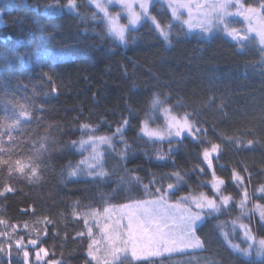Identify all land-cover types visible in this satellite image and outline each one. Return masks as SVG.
Returning <instances> with one entry per match:
<instances>
[{"label": "trees", "instance_id": "16d2710c", "mask_svg": "<svg viewBox=\"0 0 264 264\" xmlns=\"http://www.w3.org/2000/svg\"><path fill=\"white\" fill-rule=\"evenodd\" d=\"M3 2L5 0H0V3ZM7 2L16 6L0 15V64L7 60L8 66L7 71H0V97L4 92H10L15 93L16 99L23 101L25 95L32 97V88L35 86L36 91L41 93L35 97V103L45 107L42 121L26 122L24 133H13V136L29 135L38 139L48 135L46 128L52 125L51 135L59 143L45 157L49 167L44 172V183L32 186L20 179L17 183L24 193L10 195L7 201H0V208L4 209V216L13 222L30 219L21 217L19 213V208L29 204H35L38 212L41 206L51 211L61 236L65 231L69 233L67 241H48L49 246L56 244L58 257L63 253L65 264H83L85 259L86 241H74L71 238L74 231L82 230L83 226L65 219L74 201H80V211L85 212L88 211L87 205L100 207L103 202L119 205L129 203L130 197L150 198L146 194L142 196L134 184L127 183L125 165L107 146L102 145L99 150L104 153L102 163L109 173L108 177L93 180L85 170L78 179L69 182L66 171L62 175V168L69 161L75 164L92 154L91 150L76 151L68 144L69 140L81 137L82 133L78 130L80 123L98 126L97 136L113 135L121 118H128L131 127L124 135L132 145L135 156L129 159L126 167L131 169L139 165L142 171L138 175L144 176L148 170L166 173L172 170V164L155 159V150L162 149L167 153L169 145L166 142H150L139 136L141 120L147 114L152 117L150 126L162 128L163 108H171L173 115H182L185 111L195 109L202 119L208 121L209 126L215 124L217 131L224 136L255 142L251 149L237 152L219 141L209 127L210 139L222 143V158L218 162L214 161L217 174L227 180L231 167L243 163L253 173L252 183L248 186L250 193L254 185L264 182V175L260 174V170L264 169V67L260 64L263 53L254 42L241 51L235 42L223 34L216 33L210 39H204L198 34H188L179 23H173L170 42H166L150 22H142L137 28L126 32L127 42L121 43L106 32L101 14L97 13L96 20L91 19L96 9L90 7L87 0H78L79 11L88 17L85 20L67 10L61 15L45 13L44 5L57 2L63 5L65 0ZM151 12L163 22H171L169 11L159 3L152 5ZM53 48H63L67 53L65 58L56 61L59 94L43 95L49 90L40 80V69L27 67L29 58L25 53H42ZM47 62L51 63L50 60ZM44 71H48V68H44ZM21 82L28 85L27 89L17 87ZM153 94H159L165 100L155 110L149 107ZM213 97L215 104L211 105L209 100ZM221 104L224 106V115L218 111ZM6 107L10 109L11 106L0 99V118L11 115L10 111L5 112ZM113 143L119 151L122 147L119 137H115ZM5 147H8L7 143ZM172 147L179 148V153L173 158L185 170L191 173L200 164L196 155L200 148L191 138L185 139L182 146L173 143ZM13 150L19 152L21 149L13 146ZM144 152H147V156ZM220 164H224L225 168L221 169ZM205 173L192 175L188 185L181 188L177 195L199 192L211 195L207 185L211 176L207 168ZM122 177L124 183L121 182ZM202 183L204 186H200ZM228 191L235 195L237 189L229 183ZM257 200L264 203V198L257 194L248 205L250 209ZM240 214L239 207L232 206L218 214V219L217 216L210 217L197 233L206 240L205 249L167 253L156 260L159 264H246L225 244L214 227L219 221H231ZM241 221L251 226L256 237L264 236V227L258 215L251 212ZM229 227L230 224L225 227V231L231 233V240L242 246L239 231H231ZM103 252L101 249L98 255ZM0 264H7V261L0 259ZM13 264H22V259L14 256ZM124 264L134 262L126 260Z\"/></svg>", "mask_w": 264, "mask_h": 264}, {"label": "snow or ice", "instance_id": "6c2138e0", "mask_svg": "<svg viewBox=\"0 0 264 264\" xmlns=\"http://www.w3.org/2000/svg\"><path fill=\"white\" fill-rule=\"evenodd\" d=\"M154 2L159 0H136L139 11L134 9L133 3L128 0H87L90 7L96 9V13L91 16L96 20L97 13L103 17L106 32L118 39L121 43H126V32L128 26L133 28L143 22L151 23L152 28L166 42H170L173 23H179L188 34H198L204 39H210L214 34L220 33L230 38L240 48L241 51L255 40L264 53V0H203V2H193V0H165L170 12L171 22H163L153 15L151 8ZM119 4L127 12V25L120 23L119 14L113 15L106 5ZM16 5L5 2L0 3V15L10 7ZM78 0H65L61 5H44L45 13L48 15H61L65 10L79 17L81 20L88 19L86 14L80 11ZM199 20L193 19V10ZM38 10V9H36ZM55 10V11H53ZM187 11V18L183 17ZM232 17H242L246 26L237 28L231 23ZM253 34L255 36L253 37ZM25 55L29 58L27 67L39 68L40 80L48 88V92L43 95H58L59 87L55 73L56 61L66 57L67 53L63 48H53L45 52H28ZM51 61L48 63L47 61ZM260 64L264 67V55ZM48 68V71H44ZM7 60L0 64V71H7ZM31 83V81H30ZM18 88L27 89L28 85L22 82ZM41 95L32 88V97L25 95L24 100H18L15 93L4 92L0 99L5 101L9 108L5 115L0 118V201H7L10 195L24 193L22 187L18 186V181L23 179L27 184L36 186L44 183V172L49 165L45 157L59 143L51 135L52 125H48L46 131L48 135L33 139L29 135L14 137L13 133H24L26 122L33 120H43L45 107L35 103V97ZM11 96V99H9ZM165 103L159 94H153L149 107L155 110ZM209 104H215V98L209 100ZM165 126L163 129L152 128L150 121L152 117L147 115L140 122L138 134L145 137L150 142L167 143L169 145L167 153L162 149L155 150V159L159 162L172 164V170L168 172L145 171L144 176L138 175L142 171L141 166L127 168V162L135 156L132 145L125 138V132L131 127L128 118L122 117L113 135L97 136L98 126L90 123H80L78 130L82 133L77 140H69L68 144L72 149L83 152L88 148L92 154L83 157L73 164L69 161L62 168V175L66 171L68 181L72 182L79 178L82 171H87V175L93 180L103 179L109 176L104 169L102 160L104 153L99 148L107 146L110 152H115L116 158L125 165L124 171L127 173V183L134 184L140 190V194L147 195V199L129 198V203L112 205L103 202L100 207L87 205L88 211L81 212V202L74 201L69 206L67 220L82 224V230L74 231L71 238L74 241H86L85 259L83 264H124L130 260L134 264H159L156 260L163 257L165 253H180L189 249L203 250L206 240L198 235L208 219L226 211L232 206H237L241 210V216H237L231 221H219L214 225L225 244L246 261V264H264V236L257 238L249 224L240 222L241 217L248 211L258 215L261 226L264 227V203L259 200L248 205L257 194L264 198V182L253 186L252 193L248 186L252 183L253 173L247 165L237 163L230 169V178L225 179L216 172V164L222 158V143L231 146L239 152L251 149L254 141L249 139L244 141L235 136H224L217 131L216 125H208V121L201 118V114L193 111H185L182 115H173L171 108H163ZM218 111L224 115V106L221 104ZM37 113L40 115L38 116ZM107 123V121H103ZM59 128L58 125H56ZM111 127V125H109ZM209 127L212 134L221 142H213L210 139ZM84 134L87 139H84ZM5 137L7 140H5ZM119 137L122 147L119 151L114 146V138ZM191 141L200 148L196 154L200 164L195 166L191 173L178 165L173 158L179 153L178 147H172L173 143L183 145L185 139ZM8 147H5V144ZM26 145H33L26 148ZM13 146L21 150L16 152ZM147 156V152L143 153ZM152 159V157H148ZM221 169L225 168L220 164ZM205 168L208 169L211 179L207 181L211 195L205 192L198 194H187L178 196L181 188L188 185V180L192 175L199 173L206 175ZM264 175V169L260 170ZM124 183V178H121ZM231 183L237 192L233 195L228 191ZM200 186H204L203 183ZM115 191V190H114ZM39 198V197H38ZM52 207H55L53 202ZM113 212L118 213L115 218ZM4 209L0 208V259L6 260L7 264H13V258L20 257L22 264H65L63 253L57 256L56 244L48 245L49 240L62 239L67 241L69 233L61 232L58 228L56 218L51 211H46L41 206L37 211L35 204H29L19 208L21 217L30 219H17L14 222L4 216ZM31 221V222H30ZM231 225L232 231L239 229L244 235L247 243L246 247L233 243L229 231L225 227ZM66 227V226H65ZM94 229L96 232H94ZM100 234V239H96V233ZM106 241L104 252L98 255L99 245Z\"/></svg>", "mask_w": 264, "mask_h": 264}, {"label": "rangeland", "instance_id": "374dc122", "mask_svg": "<svg viewBox=\"0 0 264 264\" xmlns=\"http://www.w3.org/2000/svg\"><path fill=\"white\" fill-rule=\"evenodd\" d=\"M128 2L129 3H133V5H134V9L136 10V11H139V7H138V5L136 4V0H128ZM154 3H159L161 6H163L164 8H165V10H167V11H169L168 10V8H167V5H166V3H165V0H159V2H154ZM153 3V4H154ZM107 7H108V10H109V12L111 13V14H113V15H116V14H119V16H120V23L122 24V25H127L128 24V21H127V12H126V10L125 9H123L122 8V6L121 5H119V4H110V5H106ZM170 13V12H169ZM183 17L184 18H187V11H184V13H183ZM193 19L194 20H199L200 19V17L199 16H197L196 15V10L194 9L193 10ZM142 22H143V20H142ZM141 22V23H142ZM140 23V24H141ZM231 23L233 24V26H235V27H237V28H243V27H245L246 26V23L244 22V20H243V18L242 17H232L231 18ZM140 24H138V25H136L134 28L132 27V26H128V31L129 30H133V29H135V28H137ZM237 24V25H236ZM239 24V25H238ZM127 31V32H128ZM127 34V33H126ZM125 34V35H126ZM200 36V35H199ZM255 36V34H253V37ZM228 38V37H227ZM116 39V38H115ZM230 41H232L230 38H228ZM118 40V39H117ZM119 41V40H118ZM232 42H234V41H232ZM253 42L255 43V40H253ZM256 44V43H255ZM257 45V44H256ZM258 46V45H257ZM259 47V46H258ZM260 48V47H259ZM263 55H264V53H263ZM163 117H164V115H163ZM164 126H165V117H164V125H162V128H160V129H163L164 128ZM152 128H156V127H153V126H151ZM88 137H87V135H85L84 136V139H87ZM145 138V137H144ZM145 139H147V138H145ZM148 140V139H147ZM88 150H91L90 148H88L87 150H85V151H88ZM147 199V198H146ZM249 207V206H248ZM249 209H250V207H249ZM250 213H251V211H248V212H246L241 218H242V220H244V218H246V217H248V215L250 216ZM118 213H116V212H113V217L115 218V216L117 215ZM240 216H241V214H240ZM240 222H242V223H245L244 221H240ZM246 224V223H245ZM229 228H231V225H230V227ZM231 231H232V229H231ZM237 231H239V237L241 238V241H242V243H243V245L241 246L242 248L243 247H246L247 246V243H246V241H245V239H244V235H243V233H242V231H240L239 229H237ZM101 237H100V234L98 233V234H96V239H100ZM258 238V237H257ZM233 242V241H232ZM107 242L106 241H104V242H102L100 245H99V249L101 250H104V246H105V244H106ZM233 243H236V242H233ZM236 244H239V243H236ZM240 245V244H239ZM189 250H191V249H189ZM189 250H187V251H189ZM165 254H167V253H165ZM169 254V253H168ZM102 255V254H101Z\"/></svg>", "mask_w": 264, "mask_h": 264}, {"label": "water", "instance_id": "95a60500", "mask_svg": "<svg viewBox=\"0 0 264 264\" xmlns=\"http://www.w3.org/2000/svg\"><path fill=\"white\" fill-rule=\"evenodd\" d=\"M193 2H197V0H193ZM198 2H203V0H198ZM210 2V0H209Z\"/></svg>", "mask_w": 264, "mask_h": 264}]
</instances>
